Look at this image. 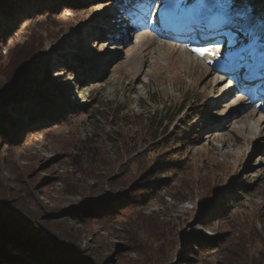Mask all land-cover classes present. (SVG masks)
Wrapping results in <instances>:
<instances>
[{"label": "rangeland", "instance_id": "374dc122", "mask_svg": "<svg viewBox=\"0 0 264 264\" xmlns=\"http://www.w3.org/2000/svg\"><path fill=\"white\" fill-rule=\"evenodd\" d=\"M106 1L0 0V53L5 67L13 62L0 72V209L80 264H264V116L225 84L214 102L222 80L209 67L238 54L218 47L217 63L204 64L150 29L110 45L113 33L101 31L132 18ZM248 1L240 0V32L248 23L258 39L264 0ZM255 57L249 70L264 47ZM255 118L259 135L248 130ZM152 138L167 141L165 156L143 153ZM93 209L113 215L85 213ZM228 235V251L214 254Z\"/></svg>", "mask_w": 264, "mask_h": 264}, {"label": "trees", "instance_id": "16d2710c", "mask_svg": "<svg viewBox=\"0 0 264 264\" xmlns=\"http://www.w3.org/2000/svg\"><path fill=\"white\" fill-rule=\"evenodd\" d=\"M109 1L110 0H107L106 3L109 4ZM254 1H256L257 3L258 0H252V2L256 4ZM101 33H102L101 36H103V31H101ZM2 42H3V38L2 36H0V44ZM3 60H4V57L0 53V72L3 70H6L13 63L12 61L9 62V65L5 67L3 65ZM28 64L29 63L27 62L26 64L23 65V67ZM15 73L19 74L20 70H18ZM48 74L49 73L47 72L45 75H43V77H47ZM17 75L15 74V76ZM15 76H13L12 78L13 80L11 81V84H10L12 90L15 89V86L13 85L15 84ZM44 82H47V80H45ZM59 90L60 88L57 89V91ZM38 106L41 108V110H45L44 104H41V102ZM10 122L11 123L14 122L15 125H18L19 123V121L14 118H13V121L11 119ZM153 125L155 124H151L152 129H153ZM140 127L142 126L140 125ZM155 133L157 134V129L154 130V135ZM5 139H6V133L3 130H1L0 142ZM154 141H155V138H152L151 140H149V142L148 141L146 142L145 145L147 149L145 148L143 153L145 152L147 153L148 150H153V149H156L158 151V149L161 148L165 150L163 151L164 154L161 155L160 153L159 156H165V153L168 152L167 151L168 150L167 141L163 140L161 143H155ZM138 155L139 154L133 155V158L137 159L140 157L139 159H141V157L143 156V155H139V156ZM142 158L144 159V157ZM167 165L168 164H166V166H163V169H165V171H169L171 169V167H168ZM151 177H153V175H151ZM137 187H140V186H137ZM139 189L141 190L137 191V193H139L142 196L143 195L145 196V193H146L144 192L145 188L141 187ZM128 199L130 198L129 197L126 198L125 202ZM211 202H212L211 200L210 201L208 200L205 203H203L201 209L204 210L205 208H207ZM120 206L121 204H116V206L115 207L112 206L111 209L113 210V208H118ZM136 207L137 206L133 204L132 206L130 205L126 209L124 210L122 209L121 211L124 212L126 210L134 209ZM111 209L104 210V211H101L99 209H93V210H88L85 213H89V215L90 214L92 215V213L100 212L101 216L103 217V221H106L113 215V214H110L112 212ZM229 211L222 215V219H224V221L230 217L228 214ZM225 239L226 240H223L215 247L216 249H215L214 254H222L225 251L226 252L228 251V247L226 246L229 244V235L226 236ZM10 244L15 246L18 252L9 251L7 246ZM202 248L207 249V251H211L212 249H214L213 246H206ZM191 255L193 254L191 253ZM258 255L260 257H263L264 249H261ZM80 261H81V258L79 257V255L73 257V255H71V252H69L68 248H65L61 244H57L50 236L47 239L42 240V239H39L37 236H33V234L32 235L29 234V232H27L25 226L21 223V220L17 216L12 215V213H3L2 210L0 209V264H3V263H10V264H80ZM184 262L186 263L187 261H184Z\"/></svg>", "mask_w": 264, "mask_h": 264}, {"label": "snow or ice", "instance_id": "6c2138e0", "mask_svg": "<svg viewBox=\"0 0 264 264\" xmlns=\"http://www.w3.org/2000/svg\"><path fill=\"white\" fill-rule=\"evenodd\" d=\"M240 0H233L231 5L225 0H212L209 4H194L191 6L175 3L174 6L169 5V0H164L163 11L158 13L161 20L170 18L177 22H185L189 24V30H196L195 35L199 37L201 30L213 27L220 28L223 25H235L241 31L244 30L243 25L239 21L241 13L238 11ZM156 7V0H129V6L125 9L126 15L132 18V22L136 23L139 20L148 22L153 16V9ZM213 21L215 24L213 25ZM108 39V37H105ZM113 42L121 43L115 34L109 40L111 45ZM191 51L199 54L201 57L205 55L210 57L217 56V50L210 46L192 47ZM243 51V49L241 50ZM211 63V61H209ZM249 67L247 64L238 65V68ZM261 73L264 75V66L261 68ZM247 78V76L245 77ZM224 78L221 77V80ZM227 82H225V87ZM235 103V101H233Z\"/></svg>", "mask_w": 264, "mask_h": 264}, {"label": "bare ground", "instance_id": "6f19581e", "mask_svg": "<svg viewBox=\"0 0 264 264\" xmlns=\"http://www.w3.org/2000/svg\"><path fill=\"white\" fill-rule=\"evenodd\" d=\"M177 1L178 0H169V5L170 6H174L175 5V3H177ZM194 4H196V2H190L189 4H188V6H191V5H194ZM163 8H164V0H163V2L161 3V5H160V10H161V12L163 11ZM158 20V19H157ZM157 20H156V22H157ZM156 22H154V24L156 23ZM214 22V21H213ZM154 24H152L151 26H149V27H147V28H145L144 30L146 31V29H150V31L151 32H154V31H160V32H170V33H176V32H178V30H179V28H181L182 26H186L187 25V23H185V22H171V19L170 18H165L164 20H161V17L159 18V20H158V23H156V25L154 26ZM214 25V24H213ZM117 26H120V23L117 25ZM228 26L229 25H223L222 27H225L226 29H228L230 32H232V34H234V36H232V37H230L229 38V40H231V41H233V43H231L230 44V47H227V48H225L224 50H225V55H227V53H228V51H232V49H230L231 47H233L234 48V50L231 52V55H233V53H236V54H239V52H241V50L243 49V47L241 48V49H237V48H240L239 46H238V44L240 43L239 42V40L238 39H241V38H246V36L245 35H243L242 36V34L238 31H236L235 30V28L233 29V28H231V26H229L230 28H228ZM114 27V26H113ZM214 28H212V27H209V28H206L205 30H207V33L206 34H204V37H207V35L208 34H211V33H213V30L216 28L215 26H213ZM110 29V28H109ZM118 28H116V29H113V30H117ZM162 30V31H161ZM123 34V33H122ZM146 33H144V37H147V35H145ZM236 35V36H235ZM215 37V35L214 34H211L210 35V37ZM213 37V38H214ZM233 37H235V39L233 38ZM190 41H193V39L192 40H190ZM189 41V42H190ZM241 44V43H240ZM243 46V45H242ZM264 47V46H263ZM263 47L261 48V49H263ZM214 49H216V47H213ZM185 49V48H184ZM256 51V52H255ZM255 51H249L250 53H251V55H252V64H251V66H253L254 65V62H256V57H255V55H257V53L259 52V50H255ZM218 52H220V51H218ZM195 56H200L199 54H197V53H194V52H192ZM236 56V55H235ZM220 56H215V57H210V56H207V55H205L204 56V58H202V60L203 61H205L204 62V64H208V65H210V64H215V63H217V61H218V59H220L219 58ZM237 58V56L236 57H233L231 60H227V62L229 63V64H224V65H220V63L222 62V61H224L225 60V57L221 60V61H219L218 62V64L216 65V66H213V65H211V66H209L211 69H210V71H214V70H216V71H218V74H216L215 76H217V78H220V76H221V73L224 71V70H229V69H231V63H232V61L233 60H235ZM259 59H261V60H263L264 61V57H259ZM197 61V60H196ZM209 61H211V63H209ZM246 64V63H245ZM264 64V62H262V64L261 65H263ZM229 65V66H228ZM259 65V64H258ZM260 65V66H261ZM227 66V67H226ZM255 67V66H254ZM253 67V68H254ZM205 70V69H204ZM258 72H260L261 73V68L260 69H258L257 71L256 70H249L248 72H247V76H249V77H253V76H255ZM253 74V75H252ZM212 76V73L211 72H209L208 73V76ZM250 75H252V76H250ZM226 82V81H225ZM225 82H222V83H216L215 84V86L213 87V90H214V92L216 93H218V95H217V97L216 98H214V102H217V101H219L221 98H222V94H220V92H219V88H221L222 86H221V84H225ZM264 84V83H263ZM248 90L250 91V90H252V87H250V88H248ZM222 91V90H221ZM224 91H225V88H224ZM213 92V93H214ZM258 92V91H257ZM212 93V94H213ZM216 93V94H217ZM225 94V93H224ZM227 95L226 96H228L229 95V93H226ZM235 94H237V92L235 93L234 92V94H230L231 96L233 95V97L235 96ZM258 95V94H257ZM230 98V97H229ZM232 98V97H231ZM250 101V104H253L252 106V108H254V105H257L256 106V108H257V110H260V112H261V114L262 115H264V102L263 103H260V104H257V103H259V102H255L254 100H248V99H246V98H242V101L244 102V101ZM255 100H257L256 99V97H255ZM241 102V101H240ZM251 108V107H250ZM249 111V110H248ZM258 113V112H257ZM243 115V114H242ZM245 115V114H244ZM244 116H240L239 117V119L240 118H243ZM260 119V118H259ZM259 119H252L251 121L253 122L252 124L253 125H250L249 127H248V130H249V132L250 131H253V134L255 135H259L261 132H262V130H263V127H260V121H258ZM261 120V119H260ZM247 127V126H246Z\"/></svg>", "mask_w": 264, "mask_h": 264}, {"label": "water", "instance_id": "95a60500", "mask_svg": "<svg viewBox=\"0 0 264 264\" xmlns=\"http://www.w3.org/2000/svg\"><path fill=\"white\" fill-rule=\"evenodd\" d=\"M213 202H214V201H212V202L208 205V207L204 209L203 212H206V210H208V208L213 204ZM3 264H10V263H3Z\"/></svg>", "mask_w": 264, "mask_h": 264}]
</instances>
